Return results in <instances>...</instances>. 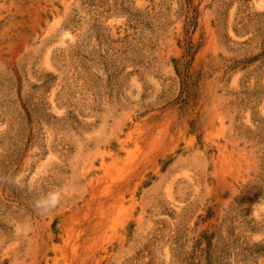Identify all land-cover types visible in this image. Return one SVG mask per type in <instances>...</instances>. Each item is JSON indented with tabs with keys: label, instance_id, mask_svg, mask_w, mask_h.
Masks as SVG:
<instances>
[{
	"label": "rangeland",
	"instance_id": "obj_1",
	"mask_svg": "<svg viewBox=\"0 0 264 264\" xmlns=\"http://www.w3.org/2000/svg\"><path fill=\"white\" fill-rule=\"evenodd\" d=\"M0 264H264V0H0Z\"/></svg>",
	"mask_w": 264,
	"mask_h": 264
}]
</instances>
